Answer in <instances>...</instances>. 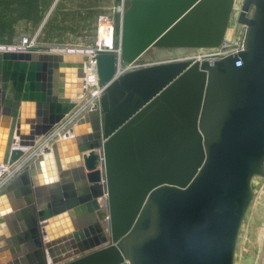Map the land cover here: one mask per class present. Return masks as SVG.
Masks as SVG:
<instances>
[{
	"label": "water",
	"instance_id": "obj_1",
	"mask_svg": "<svg viewBox=\"0 0 264 264\" xmlns=\"http://www.w3.org/2000/svg\"><path fill=\"white\" fill-rule=\"evenodd\" d=\"M129 3L114 31L132 62L151 47L220 46L234 0ZM237 22L234 53L120 76L111 49L0 51V163L75 106L91 59L102 89L73 134L0 191V264H235L264 178V0H243Z\"/></svg>",
	"mask_w": 264,
	"mask_h": 264
},
{
	"label": "rangeland",
	"instance_id": "obj_2",
	"mask_svg": "<svg viewBox=\"0 0 264 264\" xmlns=\"http://www.w3.org/2000/svg\"><path fill=\"white\" fill-rule=\"evenodd\" d=\"M236 5L234 0L231 22L223 39L229 44V48L225 50L239 46L244 34V26L237 22ZM129 6L128 1L123 11L117 0H0V49H3V46L18 44L24 37L35 39L40 46L94 47L98 42L101 24L108 23L115 29V25L119 24L121 16ZM97 7L103 16L95 21ZM198 49L152 48L144 57L150 62L197 60L199 55L210 53L207 48ZM258 180L259 177L253 180L254 189L257 188ZM260 186H263V183ZM260 186L241 228L235 264H264V241L259 254L256 247L251 249L253 228L264 219V193L258 196Z\"/></svg>",
	"mask_w": 264,
	"mask_h": 264
},
{
	"label": "built area",
	"instance_id": "obj_3",
	"mask_svg": "<svg viewBox=\"0 0 264 264\" xmlns=\"http://www.w3.org/2000/svg\"><path fill=\"white\" fill-rule=\"evenodd\" d=\"M128 1L129 0H119L120 7L122 8L121 10L123 11L125 10ZM235 1L237 2V5L235 7L238 8L237 11V16H238L241 10V5L243 0H235ZM122 17L123 15L120 18L119 24L122 21ZM115 42H116L115 31L113 30V40H112V45L110 46H106V45L101 46L99 44V41L94 47L91 48H79V47H71L64 45L40 46L36 43L35 39L24 37L23 39H21V41L18 44L3 46V49H1L0 51L12 50V51L27 52L30 50H36V51L48 52V53H89L90 55H93L94 52L99 48L111 49L116 51L118 54L117 66H116L117 76H120L128 71L150 64L141 61L140 58L132 62L124 61L121 57L120 48L118 44L117 45L115 44ZM241 47H242V39L239 43V46L233 49L225 50L226 48H229V44L226 42V40H224L221 46L215 48H207L210 50V53H203L198 57L200 60L202 59L214 60L224 55L234 53L240 50ZM213 56H217V57L213 58ZM83 78H84V88L85 90L87 88L89 90L86 93V96L80 101L79 100L76 101L75 106L59 122H57L49 130L48 133L38 137L36 139V143L32 150H30L26 154L24 153V155L19 160L13 163H0V168H4L5 171L4 174L2 175L0 174V191L8 183H10L23 169H25L31 163V161H33L36 157L43 154L44 152L51 150L52 145L55 141L72 135L74 132L75 125L82 117H84L85 113H87L91 109L99 107V101L102 93L98 87V77H97L95 60L91 59L89 62L86 63ZM93 91H95L94 95H92ZM3 165H8V167L5 168ZM100 172H101L100 183L103 185V194L101 196V203L102 206L107 210L105 224H106V228L108 229L109 228L108 192H107V181L105 177L104 165L100 167ZM124 264H128V263H124Z\"/></svg>",
	"mask_w": 264,
	"mask_h": 264
},
{
	"label": "bare ground",
	"instance_id": "obj_4",
	"mask_svg": "<svg viewBox=\"0 0 264 264\" xmlns=\"http://www.w3.org/2000/svg\"><path fill=\"white\" fill-rule=\"evenodd\" d=\"M113 30H114V28H112V26L108 25V23L107 24H101L100 35H99V38H98L99 44L101 46H103V45H106V46L112 45ZM198 50H202V49L199 48ZM10 51H12V50H10ZM99 90L102 93V89L99 88ZM88 91H89L88 88L86 90L84 88V91L77 97L76 101H78V100L80 101L81 99H83L86 96V93ZM94 94H95V91L92 92V95H94ZM33 147L34 146H32V147H26V148L23 147L22 149L25 151V154H26L30 150H32ZM3 166L5 168L8 167V165H3ZM4 173H5L4 168H0V174L2 175ZM262 183H263V186H260ZM256 185H257V188L254 189L255 190V193L257 192V189L260 186L261 190H260V193L258 194V196H261V194L264 193V178L259 177V180L257 181V184ZM263 241H264V219L262 221H260L258 223V225H255L254 228H253V240H252L251 249L253 250L256 247L257 248V252L259 254L260 253V249L262 248Z\"/></svg>",
	"mask_w": 264,
	"mask_h": 264
},
{
	"label": "crops",
	"instance_id": "obj_5",
	"mask_svg": "<svg viewBox=\"0 0 264 264\" xmlns=\"http://www.w3.org/2000/svg\"><path fill=\"white\" fill-rule=\"evenodd\" d=\"M95 10H97V13H96V16L94 17V19H95V21H97V18L99 17H101V15H102V12H101V14H100V11H99V7H97V9L95 8ZM103 16V15H102ZM229 29V28H228ZM152 48H158V49H160V50H163V49H173V48H164V47H151L149 50H151ZM149 50H147L141 57H140V60L141 61H143V62H145V63H156V62H150L149 60H147L145 57H144V55L145 54H147L148 52H149Z\"/></svg>",
	"mask_w": 264,
	"mask_h": 264
},
{
	"label": "trees",
	"instance_id": "obj_6",
	"mask_svg": "<svg viewBox=\"0 0 264 264\" xmlns=\"http://www.w3.org/2000/svg\"><path fill=\"white\" fill-rule=\"evenodd\" d=\"M117 34V33H116ZM115 41L118 42V35H116L115 37Z\"/></svg>",
	"mask_w": 264,
	"mask_h": 264
}]
</instances>
